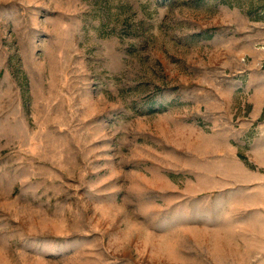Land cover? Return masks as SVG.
<instances>
[{
  "label": "rangeland",
  "instance_id": "rangeland-1",
  "mask_svg": "<svg viewBox=\"0 0 264 264\" xmlns=\"http://www.w3.org/2000/svg\"><path fill=\"white\" fill-rule=\"evenodd\" d=\"M0 264H264V0H0Z\"/></svg>",
  "mask_w": 264,
  "mask_h": 264
}]
</instances>
